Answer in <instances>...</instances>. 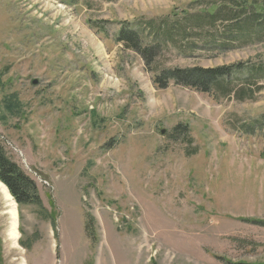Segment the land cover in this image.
<instances>
[{
  "label": "rangeland",
  "instance_id": "rangeland-1",
  "mask_svg": "<svg viewBox=\"0 0 264 264\" xmlns=\"http://www.w3.org/2000/svg\"><path fill=\"white\" fill-rule=\"evenodd\" d=\"M261 1L0 0V146L39 197L0 182V264H264V79L234 77L242 98L154 83L263 67L262 19L249 40L207 20Z\"/></svg>",
  "mask_w": 264,
  "mask_h": 264
},
{
  "label": "trees",
  "instance_id": "trees-1",
  "mask_svg": "<svg viewBox=\"0 0 264 264\" xmlns=\"http://www.w3.org/2000/svg\"><path fill=\"white\" fill-rule=\"evenodd\" d=\"M258 5H260V11L258 13L253 10H256V8L251 4L248 5L251 9L250 13H246L248 9L236 10L233 11V13L229 11L227 16L221 15L218 12L209 16L210 18H207V20L211 22L216 18L221 17L220 21H224L226 23L230 22L233 25L231 27H236V30L230 26L227 27L230 32L233 33L234 31L238 33L239 37L242 39L249 40L253 37V35H246L247 33H253L256 36L258 22L255 21L262 19L264 23V14H262L264 12V0L261 1V3L259 2ZM116 42L126 45L127 49L139 54L145 60L147 65H150L151 63L153 64L155 59L158 57V44H155V46L152 47L143 46L139 35L135 31L122 29L118 33ZM244 74L247 75V80L264 79V66L258 68L253 67L249 72H245L241 65L219 67L215 69H168L158 73L157 77L154 78V83L158 89H165L168 82L171 80L177 86H182L203 93H207L211 88H213L216 91L221 92L224 97L230 96L235 91H240L236 92L237 97L242 98L243 96H239V93L243 94L248 91L247 89H251V87L246 86L239 80H233V78ZM230 78L232 81L229 80ZM242 87L246 89L241 90ZM261 120L264 124V116ZM176 129L177 128H175L174 131L179 133V130ZM184 131L186 133V130ZM0 182L7 188L8 192L13 196L19 205L39 203V197L35 184L5 155L1 146Z\"/></svg>",
  "mask_w": 264,
  "mask_h": 264
},
{
  "label": "bare ground",
  "instance_id": "bare-ground-1",
  "mask_svg": "<svg viewBox=\"0 0 264 264\" xmlns=\"http://www.w3.org/2000/svg\"><path fill=\"white\" fill-rule=\"evenodd\" d=\"M9 198L11 197L9 196ZM5 204H6V211H4L2 215L6 216V221H7L6 222V236L7 238L10 239V243H14V240H17L18 238L17 212L15 209V204L12 201L9 203H5Z\"/></svg>",
  "mask_w": 264,
  "mask_h": 264
},
{
  "label": "water",
  "instance_id": "water-1",
  "mask_svg": "<svg viewBox=\"0 0 264 264\" xmlns=\"http://www.w3.org/2000/svg\"><path fill=\"white\" fill-rule=\"evenodd\" d=\"M31 84H33V85H36V84H37V82H36V81H33V82H31Z\"/></svg>",
  "mask_w": 264,
  "mask_h": 264
}]
</instances>
